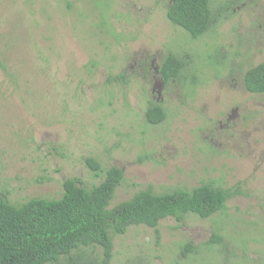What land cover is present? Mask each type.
I'll return each mask as SVG.
<instances>
[{"label":"rangeland","instance_id":"1","mask_svg":"<svg viewBox=\"0 0 264 264\" xmlns=\"http://www.w3.org/2000/svg\"><path fill=\"white\" fill-rule=\"evenodd\" d=\"M172 2L0 0V196L22 205L61 198L68 179L99 185L90 158L125 173L113 207L213 184L234 193L224 210L165 219L160 238L134 226L112 264H264V94L245 86L264 63V0H211L200 39L168 19ZM170 53L188 66L168 83Z\"/></svg>","mask_w":264,"mask_h":264},{"label":"trees","instance_id":"2","mask_svg":"<svg viewBox=\"0 0 264 264\" xmlns=\"http://www.w3.org/2000/svg\"><path fill=\"white\" fill-rule=\"evenodd\" d=\"M167 16L193 39L205 36L217 19L211 0H173ZM187 66L185 59L170 53L162 64L163 79L168 83L180 79ZM245 86L250 93L264 94V63L246 72ZM166 117L161 106L147 112L151 124H160ZM88 164L97 176L104 174L101 184L87 187L79 178L68 179L61 198H34L22 205L13 204L6 194L0 196V264H64L63 260L65 264H112L116 236L134 226H147L160 238L163 220L182 221L189 214L211 218L234 195L213 184L163 194L148 189L113 207L125 181L124 171L105 170L91 158ZM85 248H100L102 254L88 257Z\"/></svg>","mask_w":264,"mask_h":264}]
</instances>
